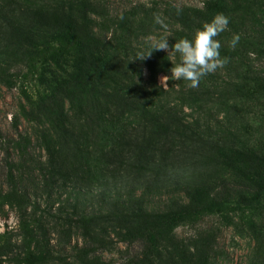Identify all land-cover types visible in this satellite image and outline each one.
I'll return each instance as SVG.
<instances>
[{"label":"trees","instance_id":"obj_1","mask_svg":"<svg viewBox=\"0 0 264 264\" xmlns=\"http://www.w3.org/2000/svg\"><path fill=\"white\" fill-rule=\"evenodd\" d=\"M89 6L90 0H0V84L7 89L22 85L28 117L47 126V135L39 137L46 150V171L79 193L111 182L118 188L123 174L156 182L161 174L176 172L172 161L190 156L196 181L186 188L188 204L152 213L133 189L124 199L110 194L111 201L115 199L106 219L120 227L122 242L142 243L145 264H209L213 237H199L190 246L176 242V230L207 216H220L227 225L238 218L252 229V205L264 199V130L253 140L257 128L264 126V72L254 68L256 59L264 60V0H207L202 8L168 12L178 26L177 40L192 39L218 14L229 19L227 30L216 38L221 57L229 58L223 67L229 74L216 91L221 106L228 113L242 112L243 119L238 127L223 124L217 136H207L177 112L178 107L210 101L211 94L178 92L181 104L161 103L170 92L158 88L156 78L171 74L170 59L153 52L146 65L154 89L143 88L131 75L130 57L114 45V37L126 32L130 19L113 25V39L101 38ZM234 34L240 40L232 48ZM12 62L19 66L16 71ZM31 82L34 92L26 87ZM252 113V122L246 121ZM20 141L17 146L25 153L31 140ZM17 171L10 165L0 210L17 211L20 235L14 243L9 233L0 235V259L18 249L20 264H51L56 261L51 240L30 211ZM78 224L91 242L92 247L80 252L87 256L95 251L93 244L104 240L94 233L96 220L80 216Z\"/></svg>","mask_w":264,"mask_h":264},{"label":"rangeland","instance_id":"obj_2","mask_svg":"<svg viewBox=\"0 0 264 264\" xmlns=\"http://www.w3.org/2000/svg\"><path fill=\"white\" fill-rule=\"evenodd\" d=\"M206 1L90 0L89 7L94 31L101 38L113 39L114 31L111 29L113 25L130 19L126 32L114 37V45L118 44L124 54L130 57L133 65L131 75L143 88L151 91L154 89V84L146 63H151L152 55L140 60L135 59L137 54L149 50L148 37L159 39L168 36L169 50L158 52L163 58H169L172 64L178 63L179 54L170 53L171 46L178 41L176 38L178 26L169 17L168 12L175 7L202 8ZM132 13L135 14L134 18H131ZM156 14L164 20L167 25L166 30L156 23ZM15 64L11 63L13 70L16 71L19 66ZM254 68L263 73L264 60L256 59ZM141 70L142 78H140ZM228 74L223 68L217 69L214 73L203 77L196 88L189 87L187 81L172 79H169L167 86L164 87L161 78L167 75L160 74L156 78L157 87L170 92L161 103L166 101L173 106L181 104L178 92L187 94L190 91H199L205 95L209 93L212 97L210 101L178 107L179 116L194 124L207 136L219 135L220 126L223 124L226 128L238 127L243 119L242 112L237 115L234 112L228 113L227 108L221 106L216 91L224 87L223 81H226ZM168 76L171 77V74ZM33 86L32 82L26 85L34 92ZM172 89L174 91H171ZM22 90L21 84L13 89H7L0 84V192L9 188L10 165L17 166L16 175L21 178V191L29 197L30 211L39 220L46 237L51 240L56 257V261L51 264H129L132 260L137 261L138 264H145L142 243L122 242L118 235L121 233L120 227L106 219L112 207L110 203L115 199L113 196L111 201L110 194L116 193L118 198L124 199L135 189L138 196L142 195L141 198L144 199V209L152 213L167 212L186 205L189 202L186 188L196 181L192 176L193 160L190 156H182L172 161L176 172L161 174L158 179H154L156 182L151 183V179L130 173L123 174L124 178L119 182L118 188H114L111 182L110 185H94L86 191L80 190L82 193H79L71 184L52 179L48 170L46 171L47 166L44 165L47 159L46 150L41 146L39 137L41 133L47 135V126L44 121L37 122L32 117V120L28 117L26 98ZM241 107L248 109L245 106ZM252 117H254L253 113L246 117V121L252 122ZM252 126L255 129L259 124ZM262 128L261 130L257 128L254 142L262 134L264 126ZM22 138L31 140L25 153L17 146ZM217 175L219 176L220 173L217 172ZM108 200L110 202H107ZM252 206L256 208V213L250 216L255 224L252 229L241 224L238 218L233 217L234 225H227L220 216H207L195 225L180 226L176 230V242L191 246L197 238L211 235L214 242H212L213 247L208 251L209 264H264V199L259 205L254 203ZM80 216L96 220L94 233L104 240L102 243L93 244L95 251L87 256L80 254L83 248L88 249L91 246V242L87 240L78 224ZM5 233H9L13 243L19 240L18 214L11 207L0 210V235ZM18 254L17 249L10 258L0 259L1 264H20Z\"/></svg>","mask_w":264,"mask_h":264},{"label":"clouds","instance_id":"obj_3","mask_svg":"<svg viewBox=\"0 0 264 264\" xmlns=\"http://www.w3.org/2000/svg\"><path fill=\"white\" fill-rule=\"evenodd\" d=\"M181 11L177 8V12ZM155 21L161 27L167 29V25L159 14L155 15ZM229 19L223 14L216 15L211 22L203 24L202 28L197 29L192 39L181 38L171 46L170 53L179 54V62L173 64L170 69L171 77L164 76L161 78V83L164 87L167 86L169 79L189 82L188 86L196 88L199 86L201 79L217 69L223 68L229 63L228 57H221L220 49L222 47L220 41L216 39L220 33L227 30ZM168 36H163L159 39L148 37L147 43L149 50L140 52L135 59L143 60L145 57H150L153 51H167L169 44ZM240 40L239 34H234L230 41V47L235 48Z\"/></svg>","mask_w":264,"mask_h":264}]
</instances>
